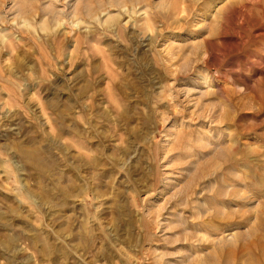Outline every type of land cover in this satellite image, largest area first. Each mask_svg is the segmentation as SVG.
<instances>
[{
    "label": "rangeland",
    "instance_id": "374dc122",
    "mask_svg": "<svg viewBox=\"0 0 264 264\" xmlns=\"http://www.w3.org/2000/svg\"><path fill=\"white\" fill-rule=\"evenodd\" d=\"M0 264H264V0H0Z\"/></svg>",
    "mask_w": 264,
    "mask_h": 264
},
{
    "label": "bare ground",
    "instance_id": "6f19581e",
    "mask_svg": "<svg viewBox=\"0 0 264 264\" xmlns=\"http://www.w3.org/2000/svg\"><path fill=\"white\" fill-rule=\"evenodd\" d=\"M27 156H28V157H30L31 155H30V154H28ZM41 172H42V171H41ZM231 236H232V234H231ZM228 238H229V237H228ZM231 238H232V237H231ZM8 241H9V240H8ZM10 241H11V240H10ZM47 248H48V247H47Z\"/></svg>",
    "mask_w": 264,
    "mask_h": 264
}]
</instances>
